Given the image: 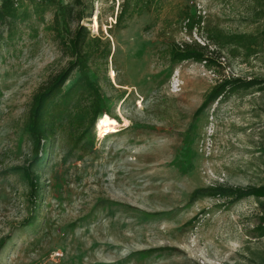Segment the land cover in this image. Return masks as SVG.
Segmentation results:
<instances>
[{
  "label": "rangeland",
  "instance_id": "rangeland-1",
  "mask_svg": "<svg viewBox=\"0 0 264 264\" xmlns=\"http://www.w3.org/2000/svg\"><path fill=\"white\" fill-rule=\"evenodd\" d=\"M16 1L25 14L0 24V264H264L254 230L264 198H192L201 187L264 184V83L201 109L222 80L264 81V0H130L120 25L124 0ZM59 3L110 41L90 68L106 119L121 126L95 124L71 152L65 124L33 166V198L16 167L32 160L33 96L71 57L50 28ZM184 9L203 20L192 34ZM210 31L258 45L251 55L220 47ZM192 40L210 44L215 66L172 61L171 48Z\"/></svg>",
  "mask_w": 264,
  "mask_h": 264
},
{
  "label": "trees",
  "instance_id": "trees-1",
  "mask_svg": "<svg viewBox=\"0 0 264 264\" xmlns=\"http://www.w3.org/2000/svg\"><path fill=\"white\" fill-rule=\"evenodd\" d=\"M151 0H145L149 3ZM121 5V4H120ZM122 9L117 15L116 25H120L128 12L130 0H124ZM136 6V5H135ZM20 5L16 0H0V24H6L17 20L23 13H19ZM182 20L190 34L194 29L202 28V17L195 16L188 9H184ZM85 17L83 10H76L74 5L59 3L54 14L51 30L56 33L61 40L64 50L71 56L68 66L57 74L53 75L34 94L29 116L26 123V130L32 142V160L29 165L17 166L22 171L30 185V196L36 197L40 189V179L35 174L33 166L39 163L45 151L46 142L56 136L59 129L65 124L69 127L70 151L78 149L81 142L89 130L95 124L106 129L120 127L117 122H109L108 109L102 93L101 87L96 79L91 75V61L97 55L107 56L110 52V41H104L100 35H92L88 27L81 21ZM77 21L75 28L71 24ZM209 38L213 44L223 47L225 44H235L243 47L251 55L257 46L254 36L240 34H229L221 31H210ZM264 37V32H263ZM210 44H201L196 40L175 44L171 48V59L173 62L181 63L186 60L204 61L207 66L212 67L217 63L209 53ZM75 72L79 76L75 83L65 89V84L70 80ZM264 81L252 79L243 82L241 79H225L218 83L206 97L201 109L209 103L218 99L228 91H235L241 87L249 88L260 85ZM264 90V86L261 87ZM105 117V118H99ZM226 197L234 200H241L247 197L264 198V184L252 185L248 187L232 186H211L201 187L194 190L192 198ZM259 237H264V217L254 228ZM4 241L0 242V247L4 246Z\"/></svg>",
  "mask_w": 264,
  "mask_h": 264
},
{
  "label": "bare ground",
  "instance_id": "bare-ground-1",
  "mask_svg": "<svg viewBox=\"0 0 264 264\" xmlns=\"http://www.w3.org/2000/svg\"><path fill=\"white\" fill-rule=\"evenodd\" d=\"M95 21L97 22V17H96ZM97 23H98V22H97Z\"/></svg>",
  "mask_w": 264,
  "mask_h": 264
}]
</instances>
